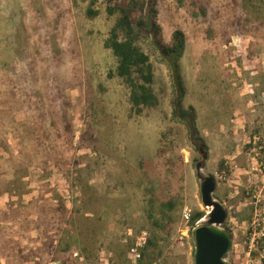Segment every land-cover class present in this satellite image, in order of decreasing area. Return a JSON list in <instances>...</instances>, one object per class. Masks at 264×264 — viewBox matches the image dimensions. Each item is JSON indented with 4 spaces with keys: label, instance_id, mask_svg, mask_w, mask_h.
<instances>
[{
    "label": "rangeland",
    "instance_id": "374dc122",
    "mask_svg": "<svg viewBox=\"0 0 264 264\" xmlns=\"http://www.w3.org/2000/svg\"><path fill=\"white\" fill-rule=\"evenodd\" d=\"M107 5L90 19L89 0H0V259L70 263L78 252L95 262L104 251L126 264L147 231L158 241L152 264H195L193 233L179 240V230L184 208L210 211L202 162V176L227 173L214 194L234 234L227 260L247 264L248 193L264 194V0L159 3L163 41L177 29L187 37L184 106L201 140L172 120L173 82L150 42L160 104L133 113L129 88L108 76L117 60L105 47L116 20ZM150 199L153 219L177 202L165 230Z\"/></svg>",
    "mask_w": 264,
    "mask_h": 264
},
{
    "label": "trees",
    "instance_id": "16d2710c",
    "mask_svg": "<svg viewBox=\"0 0 264 264\" xmlns=\"http://www.w3.org/2000/svg\"><path fill=\"white\" fill-rule=\"evenodd\" d=\"M99 1L89 0L87 16L90 19L99 15V11L95 9ZM160 1L162 0H107V13L115 16L116 20L105 41V47L112 51L117 60L116 68L110 71L108 76L122 79L129 88L131 110L136 115H141L146 108L157 107L160 99L153 87L155 75L151 55L142 46L143 43L150 42L151 48L159 53L160 61L167 65L173 82L176 98L173 101L172 120L186 125L191 138L196 136L201 140L196 126V111L194 107L184 106L186 87L180 62L187 48V37L182 30L177 29L173 32L170 43L163 41L162 28L158 23ZM183 1L178 0L180 6H183ZM149 203V218L153 220V225L165 230L167 224L174 221L172 213L177 209V202L170 199L161 203L159 219H153L154 201L150 199ZM204 216L205 213L201 211L193 214L190 222L191 232L196 222ZM157 247L155 235L150 236L140 264H152L151 255Z\"/></svg>",
    "mask_w": 264,
    "mask_h": 264
},
{
    "label": "built area",
    "instance_id": "2783aa9c",
    "mask_svg": "<svg viewBox=\"0 0 264 264\" xmlns=\"http://www.w3.org/2000/svg\"><path fill=\"white\" fill-rule=\"evenodd\" d=\"M226 175V171L222 170L217 172L214 178L217 181L223 180L226 179ZM248 194L252 207V218L248 221L245 232L247 243V264H264V194L262 193V188L258 185H255L254 189L250 190ZM209 212L211 211H208V213ZM192 216V210L188 207L184 208L181 214V224L184 225V228L179 230V240L185 239L191 232L190 222ZM204 219L206 220L207 216H204L199 221H197L196 226L193 229L199 226L201 222L204 221ZM149 238L150 234L147 231H142L140 235L135 238L134 243L129 248L126 256L125 261L127 262V264H140L143 258V250L147 247ZM73 258L75 262H70L66 264H123L121 262L116 261L111 253L106 254L104 251H101L99 258L95 262L88 261L86 257L82 256L78 252L74 253ZM0 264L8 263L5 259L1 258ZM49 264L64 263L62 261L54 260L51 261Z\"/></svg>",
    "mask_w": 264,
    "mask_h": 264
},
{
    "label": "water",
    "instance_id": "95a60500",
    "mask_svg": "<svg viewBox=\"0 0 264 264\" xmlns=\"http://www.w3.org/2000/svg\"><path fill=\"white\" fill-rule=\"evenodd\" d=\"M208 158L204 154L203 159ZM203 163L198 162L196 169L201 180L200 192L203 205L210 209L207 221L193 229L195 244V264H232L227 260L233 247V234L222 226L228 219L224 205L214 198L217 182L213 176H202Z\"/></svg>",
    "mask_w": 264,
    "mask_h": 264
},
{
    "label": "flooded vegetation",
    "instance_id": "af4514ba",
    "mask_svg": "<svg viewBox=\"0 0 264 264\" xmlns=\"http://www.w3.org/2000/svg\"><path fill=\"white\" fill-rule=\"evenodd\" d=\"M203 146H204V145H203ZM203 146L199 148L201 153H205V151H204V147H203Z\"/></svg>",
    "mask_w": 264,
    "mask_h": 264
}]
</instances>
